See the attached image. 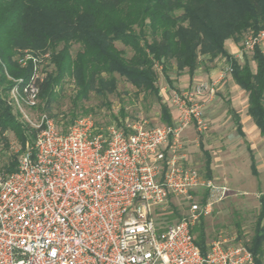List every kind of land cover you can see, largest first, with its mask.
<instances>
[{"label": "built area", "instance_id": "2783aa9c", "mask_svg": "<svg viewBox=\"0 0 264 264\" xmlns=\"http://www.w3.org/2000/svg\"><path fill=\"white\" fill-rule=\"evenodd\" d=\"M248 33L244 48L264 53V29ZM39 79L11 90L14 108L39 131L17 169L0 171V264H255L247 246L223 234L203 254L193 232L230 193L188 162L183 145L191 123L209 129L202 98L215 96L214 82L174 92L178 127L126 120L99 128L82 116L64 131L24 108L38 107ZM175 199L187 211L169 222Z\"/></svg>", "mask_w": 264, "mask_h": 264}, {"label": "trees", "instance_id": "16d2710c", "mask_svg": "<svg viewBox=\"0 0 264 264\" xmlns=\"http://www.w3.org/2000/svg\"><path fill=\"white\" fill-rule=\"evenodd\" d=\"M263 29L264 0H0V137L6 139L7 132L14 133L22 153L26 144L34 141L39 130L23 121L11 103V90L18 86L22 92L40 72L41 63L42 80L37 83L46 110L67 79L76 84L73 106L78 109L91 92L101 97L116 93L118 75L138 92L155 95L161 121L171 125L172 112L157 85L158 68L172 84L169 73L173 62L179 73L186 71L193 77L201 57L226 59L233 81L248 95V114L264 136V53L255 47L253 69L248 58L242 64L226 48L227 40L239 42L246 32ZM118 42L132 50L131 57L117 47ZM75 45L79 48L73 52ZM21 60H25L24 66ZM72 114L69 126L82 117ZM120 115L126 117L124 108ZM238 129L244 135L240 122ZM205 155L206 175L211 178V157L207 151ZM251 159V169L257 175L252 153ZM18 163L15 156L4 172H14ZM260 202L248 245L255 264L260 263L264 243V196ZM173 209L180 217L177 207ZM196 243L206 254L202 227Z\"/></svg>", "mask_w": 264, "mask_h": 264}, {"label": "rangeland", "instance_id": "374dc122", "mask_svg": "<svg viewBox=\"0 0 264 264\" xmlns=\"http://www.w3.org/2000/svg\"><path fill=\"white\" fill-rule=\"evenodd\" d=\"M248 32L239 42L232 39L227 40L226 48L242 64L244 58H248L252 68L255 69L256 64L252 60L253 51L246 50L243 46ZM116 45L119 49L125 50L127 57L132 56L133 52L129 47L120 42ZM78 48L79 46L75 45L73 52H76ZM40 67L42 70V63ZM229 68L225 58L219 57L211 61L209 58L201 57L196 78L194 82L190 83L188 73L186 71L179 73L176 63L173 62L169 73L173 83H168L161 69L158 68L159 81L157 85L163 102L169 106L172 112L173 123L178 127L180 126L181 112L172 101L174 92L184 93L191 90L194 83H215L216 93L213 100L206 103L203 101L205 117L209 123L208 131L201 133L191 123L183 129V145L188 162L205 176H207L205 151L210 153L213 167L211 178L217 184L226 185L230 189V193L228 197L215 205L212 215L203 219L202 226L200 224L194 226V236L196 240L199 239L202 227L206 235L207 246L219 234H223L232 243L244 244L248 247L254 235L255 223L260 210V191L264 193V136L260 134L257 127L253 126V121L247 115L248 95L233 82ZM41 70L39 74L42 76ZM115 78L118 83L116 93L101 97L95 92H91L89 99L85 100L82 107H78V109L73 106L77 87L72 79H67L57 88V97L48 110L44 109L40 100L36 109H29L26 105L24 108L32 120H38L41 114H48L57 123L59 129L64 131L71 123L73 112L93 117L99 127L116 123L122 124L126 120H146L151 126L167 125L161 121L160 102L155 95L138 92L118 75ZM122 108L125 109V118L120 115ZM234 113L241 118L246 134L245 138L239 136L237 132ZM5 136L6 139L0 137V171H4L15 156L20 159L22 155L16 135L9 131ZM245 140L249 142L255 155L259 171L258 177H254L250 173V158ZM250 181L252 185L249 184ZM174 204L180 217L185 215L186 201L175 199ZM168 210L170 209L168 208ZM174 211L167 221H177L179 217L174 215Z\"/></svg>", "mask_w": 264, "mask_h": 264}, {"label": "crops", "instance_id": "0c3cea01", "mask_svg": "<svg viewBox=\"0 0 264 264\" xmlns=\"http://www.w3.org/2000/svg\"><path fill=\"white\" fill-rule=\"evenodd\" d=\"M233 55V54H232ZM196 75H197V71H196V73H195V75L193 76V77H190L189 75H188V78H189V81H190V83L191 82H194V80H195V78H196ZM218 76V75H217ZM232 77V76H231ZM233 80V79H232ZM234 82V81H233ZM198 83V82H197ZM235 83V82H234ZM199 84V83H198ZM198 84H195L194 83V85L193 86H196V85H198ZM236 84V83H235ZM237 85V84H236ZM238 86V85H237ZM213 98H214V96L213 97H209V96H205L204 98H202V101H205V103L207 102V101H212L213 100ZM249 105V104H248ZM231 111H232V109H231ZM234 115H235V119H236V123H237V132H238V134H239V136H241V137H243V138H245V136H246V134H245V132H244V130H243V125H242V122H241V118H240V116L238 115V114H236V113H234ZM247 115L249 116V114H248V108H247ZM250 117V116H249ZM251 118V117H250ZM251 120L253 121V119L251 118ZM251 121V122H252ZM238 122H240L241 123V126H242V132H243V134L244 135H241L240 133H239V129H238ZM253 123H254V121H253ZM252 123V124H253ZM253 126H255V127H257L256 126V124L254 123L253 124ZM194 127V126H193ZM258 128V127H257ZM258 130H259V128H258ZM260 131V130H259ZM260 134H261V132H260ZM262 135V134H261ZM263 136V135H262ZM245 144H246V149H247V151L249 152V158H250V173H251V175L252 176H254V177H258L259 176V171H258V167H257V161H256V158H255V155H254V153H253V150H252V148H251V146H250V144H249V142L247 141V140H245ZM249 149L251 150V153L253 154V156H254V158H255V161H256V167H257V175H255L254 173H253V171H252V169H251V163H252V159H251V153H250V151H249ZM208 152V151H207ZM209 153V152H208ZM210 154V153H209ZM210 157H211V172L213 173V167H212V156L210 155ZM211 176H212V174H211ZM249 184L250 185H252V182L250 181L249 182ZM259 186L258 187H260V184H258ZM261 196H264V193L262 192V191H260V197ZM260 197H259V201H260ZM260 209H261V202H260ZM259 213H260V210H259ZM259 213H258V215H259ZM257 218H258V216H257ZM262 225L264 226V220H263V222H262ZM259 260H260V263L259 264H264V243H263V247H262V250H261V254H260V258H259Z\"/></svg>", "mask_w": 264, "mask_h": 264}]
</instances>
